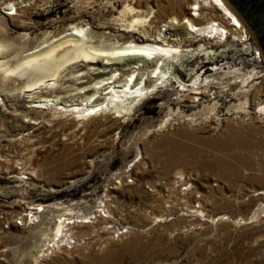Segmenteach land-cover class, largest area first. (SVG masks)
I'll return each instance as SVG.
<instances>
[{
    "label": "rangeland",
    "instance_id": "374dc122",
    "mask_svg": "<svg viewBox=\"0 0 264 264\" xmlns=\"http://www.w3.org/2000/svg\"><path fill=\"white\" fill-rule=\"evenodd\" d=\"M165 1L0 0V264H264V55L246 30L179 48L216 54L186 63L196 75L177 70L203 99L163 85L127 119L61 107L78 80L94 82L84 64L51 86L36 68L10 71L77 23L140 41L116 18L140 3L147 24ZM230 130L260 143L249 167L217 153ZM61 222L67 238L50 248Z\"/></svg>",
    "mask_w": 264,
    "mask_h": 264
},
{
    "label": "bare ground",
    "instance_id": "6f19581e",
    "mask_svg": "<svg viewBox=\"0 0 264 264\" xmlns=\"http://www.w3.org/2000/svg\"><path fill=\"white\" fill-rule=\"evenodd\" d=\"M123 13L116 18L120 30L138 32L143 35L142 40L136 41L132 35H109L92 30L84 33L85 25L77 23L47 34L43 42L26 53L17 67L10 71L23 72L25 68L33 67L50 77L52 82L63 67L84 64L96 77L94 82L78 80V88L62 97L72 103L61 107L70 108L69 111L75 117L91 116L100 111L108 112L118 120L127 119L141 100L157 93L163 85L179 83L181 90L188 92L184 96L185 102L192 100L194 103L192 95H200L199 99L205 97V91L195 89L192 84L185 85L179 80L177 70L196 75L194 69L187 68L186 63L196 54L208 62L216 54L204 44H200L196 51L179 49L182 45L189 47L198 40L216 42L231 35L242 40L247 37L244 26L223 0H166L165 4L159 3L155 9H151V18L147 24L141 18L145 11L140 3L126 5ZM162 27L165 30L162 31ZM2 46L0 44V52ZM4 64L0 63V69ZM46 81H36L33 88H41ZM90 100H94L93 104L87 103ZM58 101L59 98L40 100L60 107ZM231 132L219 143L217 153L241 166L249 167L245 162L246 156L256 150L260 143L253 141L251 134ZM66 224H59L55 235L59 237L50 248L67 238Z\"/></svg>",
    "mask_w": 264,
    "mask_h": 264
},
{
    "label": "water",
    "instance_id": "95a60500",
    "mask_svg": "<svg viewBox=\"0 0 264 264\" xmlns=\"http://www.w3.org/2000/svg\"><path fill=\"white\" fill-rule=\"evenodd\" d=\"M264 55V0H223Z\"/></svg>",
    "mask_w": 264,
    "mask_h": 264
},
{
    "label": "flooded vegetation",
    "instance_id": "af4514ba",
    "mask_svg": "<svg viewBox=\"0 0 264 264\" xmlns=\"http://www.w3.org/2000/svg\"><path fill=\"white\" fill-rule=\"evenodd\" d=\"M247 31V30H246ZM248 33V32H247ZM248 35L253 39V37L250 35V33H248ZM254 43H255V40L253 39ZM256 44V43H255ZM257 46V45H256Z\"/></svg>",
    "mask_w": 264,
    "mask_h": 264
},
{
    "label": "built area",
    "instance_id": "2783aa9c",
    "mask_svg": "<svg viewBox=\"0 0 264 264\" xmlns=\"http://www.w3.org/2000/svg\"><path fill=\"white\" fill-rule=\"evenodd\" d=\"M259 53H257V55H258Z\"/></svg>",
    "mask_w": 264,
    "mask_h": 264
}]
</instances>
